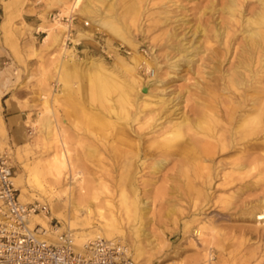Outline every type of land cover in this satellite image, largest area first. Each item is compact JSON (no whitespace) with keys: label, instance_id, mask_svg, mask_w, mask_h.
<instances>
[{"label":"rangeland","instance_id":"1","mask_svg":"<svg viewBox=\"0 0 264 264\" xmlns=\"http://www.w3.org/2000/svg\"><path fill=\"white\" fill-rule=\"evenodd\" d=\"M128 1L131 2V0H101V4L105 11L118 19L119 26L123 27L125 33L133 36L135 42L139 44L138 47L124 42L108 27L102 25L98 19L104 15L101 12L79 13L81 5L86 3L85 0H62V2L0 0V115L5 121V115L2 114V105L5 100L6 102L14 100L19 104L20 109L24 110L23 116H19V121L13 122L15 126L10 127L5 122L9 138L5 139L0 131V144L11 157L15 175L23 172V177L28 176V179L32 181V187L30 186L34 190L32 192L38 190L33 185L36 178L42 181L44 187L49 185L47 162L52 154L48 150V136L46 131H43L40 120L50 114V106L54 108L55 116L58 118L56 123L58 127L60 126L64 138L67 139L70 156L75 161L80 176L84 178L83 182L88 192L100 190L101 187L97 182L100 180L98 174L110 180L108 173L114 170L115 177H119L122 169L118 165H123L128 160L130 151L126 140L128 131L126 120L118 119L108 106V103L112 102L117 110L125 112L128 105L123 103L120 97L124 89H114L109 83V78L100 82L93 80L95 79L91 75L93 73L88 71L83 63L79 65L80 68L78 67L79 76L69 70L74 76V78L72 75L68 76L69 80L61 78L59 73H56L60 59L59 53H55L60 52L61 48L54 45L47 48L42 45L48 33L46 29L57 26L56 30L60 31L62 42H65L68 37H65L67 25L64 22H54L51 18L53 12L58 11L61 16H75L73 23L75 31L68 47H75L79 57L83 59H88L90 56L100 57L108 65L113 66L114 72L120 75L119 79L123 80V83L128 81L130 73L121 71L123 65L119 62L118 55L136 64L144 60L149 62L157 70L156 73L159 72L160 79L164 81L162 86L165 89L164 96L176 97L177 102L183 100L181 98L183 94L194 96L200 101L198 93L200 94L201 90L209 96L221 89L222 37L219 31L222 30V0H139L138 8L136 7L138 10L135 8V12L131 14L127 8ZM7 8L11 11L12 19L8 29H4L1 23L5 20ZM140 9L141 12H139ZM76 12L79 14H75ZM85 20L90 22L88 26L84 25ZM140 29H143V32ZM77 41L80 43L78 44ZM181 42H186L187 49L192 50L191 56L194 54L196 56L188 64L187 60L179 59L176 62L180 63L179 69L178 67L173 69L169 63L177 59L180 54L172 46H180ZM196 45L202 47L199 48L198 53L196 49L193 50ZM234 45L236 46L237 43ZM52 48L55 49L52 50ZM136 50L141 54L138 55ZM57 55L58 58H56ZM61 57L65 58L63 54ZM231 58L224 61L225 67L230 64ZM158 63L162 65L160 71H158ZM140 74L146 76V74ZM198 84L202 88H199ZM7 88L9 92L4 94ZM92 89L94 93L96 90V96ZM51 95L48 105L45 104L46 97ZM191 96L188 105L193 104ZM19 129L23 135L20 138L15 134ZM149 135L150 133L147 134L143 145L153 140L152 134L151 138ZM158 144L161 150L164 145L160 142ZM163 157L157 156L155 159ZM145 161L146 164L143 170L140 169L137 173V178L141 184L140 201L141 203L143 200L146 201L147 206L146 216L143 219L144 225H142L148 231L149 239L145 237L141 243L148 251L158 244L162 249L155 253L152 262H146L147 257L139 262L143 264H208L209 258L210 264H255L259 256V259H262L260 263H263L264 230L257 229L250 213L259 209L260 202L264 199V171L262 173L257 170L250 171L249 175L243 177L232 174L229 177L234 180L232 184H227L228 181L224 180L221 173L220 178L218 176L210 187L204 189L196 183L192 186L188 185L184 179L187 177L186 174L181 175V179L179 177L176 179V160L172 158H168L161 170H154L153 158L145 159ZM229 171L230 169L224 170V172H232ZM142 180L146 182L145 186ZM75 184L78 193L80 184L77 182ZM113 187L111 186L114 193L113 202L117 205L116 209L120 214L119 228L127 232L121 230L122 232L115 234V236L118 235L115 238L123 240L129 246L132 257L137 260L133 249H135L134 243L140 241L133 236H136L135 231L141 221L127 216L126 209L120 201L119 194L122 187L119 185ZM59 189H62L61 186ZM43 198L45 199L41 201L51 206L49 199ZM87 198L90 200V195ZM32 200L35 198L32 197L29 201ZM90 201L93 202V200ZM92 205L95 208V204ZM81 217L79 224L84 231H88L90 225L89 231L102 230L98 225V219L87 224ZM55 220H58L63 230L70 229L67 220L58 218ZM198 227H202V236L195 231ZM69 231L75 233V230ZM128 235H131V239ZM74 237L76 238V235Z\"/></svg>","mask_w":264,"mask_h":264},{"label":"bare ground","instance_id":"2","mask_svg":"<svg viewBox=\"0 0 264 264\" xmlns=\"http://www.w3.org/2000/svg\"><path fill=\"white\" fill-rule=\"evenodd\" d=\"M57 1L62 2V0ZM85 2L86 3L81 5L79 13L85 12L91 14L94 12H101L104 15H102V18L98 17V19L102 25L108 27L124 42L138 47L139 44L135 42L133 36L125 33L123 27L119 26L118 19L104 10L101 0H85ZM138 2L139 0L128 1L127 8L130 14L135 12L134 9L136 7L138 8ZM74 3L73 1V4ZM221 5L222 30L219 31V35L221 34L222 37V87L215 92V94L209 96L205 91L202 93L203 90H201V93H198L201 98L200 101L196 100L194 96L180 94L183 99L180 100L182 104L176 101V97L164 96L165 89L162 88L164 81L160 79L159 72L156 73L157 70H155L149 62L144 60L142 65V62L136 64L118 55L119 62L123 65L121 71L130 73L128 81L123 83V80L120 81L119 79L120 75L118 76V73L114 72L113 66L108 65L103 59H100V57L87 56L88 59L79 57L75 47H68L66 41H61L60 31L56 30L57 26L46 29L48 33L44 37L42 45L47 46V48L50 45L59 46V49L61 48L60 52L57 50L58 48H56L58 52L55 53H59L60 64L59 68H57L58 72L56 73H59L58 75L61 78H68V76L72 75V71L73 74L79 76L80 72L78 67L83 63L88 71L90 70V72L93 73L91 74L92 77L95 78L93 80L100 82L109 78V83H111L114 89H124L120 97L122 102L128 105V107L125 108V112L123 113L122 110H117V108H115L116 105L112 102H109L108 106L113 115L118 119L122 118L126 120L128 125L126 140L130 147V151L128 160L123 165H118L120 169H122V173L119 177H115L113 174V172H115L114 170L108 173L110 180L105 177H100L98 174L100 180L97 182L99 187H101L100 190H89L90 192H88L83 182L84 178L80 176V171L76 169V163L70 156V148L67 139L64 138L60 126L58 127L56 123L57 117L55 116L54 108L50 106V114H48L46 118H42V120L38 119L42 123L43 131H46L48 136V150L52 154L50 160L47 162L48 173L50 175L48 187H44L42 181L36 178L33 181V185L35 189L38 190L37 192H32L34 191L30 188V186L32 187V181L28 179V176L23 177V172H19L15 175L16 185L21 189L20 198L22 200L29 201L33 197L41 201L45 199L43 197H46L50 201L51 206H49L51 215H37L36 220L42 222L45 226H49L52 217L67 220L70 229L73 231L75 230L73 235H76L75 243L77 245H82L88 240L94 239L97 235L113 239L118 236H115V234L123 230L119 228L120 214L118 209H116L117 205L113 202L114 193L111 188V186L115 187L119 185L122 187V189H120L121 193L119 192L121 197L120 201L126 209L127 216L141 221L140 226H137L138 229L135 231L136 236H133L140 241L139 243L135 241V243L132 242L135 247V249H133L135 250V257L138 261L134 260L141 263L139 260L147 257L146 260H144L150 263L153 261L152 257H154L155 253L161 251L162 247L157 242L158 245H155V247L148 251L145 245L141 243L143 238L147 237V239H149L147 236L149 235L148 231H146L143 226V219L146 216L147 206L146 201L143 200L142 203L140 201L139 191L141 189V184L137 178V173L140 172V169L143 170L146 164L145 159H154L152 163L154 170H161L164 168L168 158L176 160V179L177 177L181 179V175L186 174L187 177H184V179H186L188 185L192 186L196 183L204 189L210 187L221 173L224 180L228 181L226 183L232 184L234 180L229 178L232 174L243 177L249 175L250 171L257 170L260 171V173L264 171V0H222ZM169 7L170 6H168V8ZM137 8L136 10H138ZM139 12H141V9ZM139 12L138 14H140ZM79 13L76 12L75 14ZM20 15L22 16V14ZM11 19V11L7 8L6 17L1 23V26L4 29H8ZM54 22L62 23L60 20H54ZM67 27V30L65 29L67 31L65 37H68L69 30ZM185 43L186 42H181L180 46H172L178 51L180 56L169 63L171 64V68L174 69L178 67L180 63L176 62L179 59L187 60V64L194 60L196 54L191 56L192 50H188ZM236 43L237 45L235 46L234 44ZM199 48L202 47L196 45V48H193V50L196 49V52H200ZM54 49L52 48V50ZM137 52L138 55L141 54L139 51ZM62 54L65 58L61 57ZM56 58H58V55ZM132 58L135 59L134 57ZM230 58V64L225 67L223 65L224 61ZM135 62H137L136 59ZM141 66H143L145 73L141 72ZM161 66L162 65L158 63V71H160ZM82 68L83 67H81V69ZM177 69H179V67ZM69 70L72 71L69 72ZM140 73L146 74V76ZM67 80H69V78ZM93 84H95V82ZM198 87L202 88L200 85ZM94 88L96 89V87ZM93 90L94 89H92V92ZM94 94L96 96V90ZM190 96L191 99H193V104L188 105ZM50 98H52V95L51 97H46L45 104L48 105ZM55 98L57 99V97ZM41 114L43 113L41 112ZM37 115L39 116V114ZM1 116L2 115H0V131L6 139V137L9 138V131ZM149 133L150 135L152 134L153 140L149 144L143 145ZM150 135L149 138H151ZM118 139L120 138L118 137ZM158 142L162 143L165 148L163 147L160 150ZM157 156L164 157L155 159ZM227 159H230V161H227ZM228 164L230 166H228ZM227 169H230L229 172H232H224V170ZM192 177L193 179H191ZM220 177L221 176L218 178ZM180 179L178 180L180 181ZM76 182L80 184L78 185V193L75 189ZM142 183L144 186L146 185V182L143 180ZM198 185L196 186L197 188L199 187ZM60 186L62 188L61 190L59 189ZM90 187H92L91 184ZM201 190L203 191V189ZM204 193H206L205 190ZM89 195L90 200H93V202L87 198ZM92 204H95V208ZM81 216H83V218ZM80 217L84 219L87 224L93 223L94 219H98L99 221H96L99 222L98 225H100L102 230L89 231L91 228L90 225L89 229H87L89 232L86 230L84 231V228L80 227L79 224ZM250 217L254 219V225L257 229L264 230V199L260 202L259 209L251 211ZM94 229L96 230L97 228ZM130 230L131 229H129V231ZM205 230L203 229V231ZM123 231H125V229ZM195 231L200 236L202 234V227L195 228ZM263 234L260 233V235ZM208 248H210V246ZM262 251L264 257V244L262 245ZM208 260V264H210V259L208 258L207 261ZM256 260L255 264H259L260 261H262V259H259V256Z\"/></svg>","mask_w":264,"mask_h":264},{"label":"built area","instance_id":"3","mask_svg":"<svg viewBox=\"0 0 264 264\" xmlns=\"http://www.w3.org/2000/svg\"><path fill=\"white\" fill-rule=\"evenodd\" d=\"M51 18L68 25L69 46L75 16L56 11ZM89 24L84 21L85 26ZM141 72L145 73L143 66ZM15 173L10 155L0 144V264H143L134 260L121 239L98 236L77 245L73 232L63 230L55 217L49 226L36 220L37 215H51L50 206L38 199L22 200Z\"/></svg>","mask_w":264,"mask_h":264},{"label":"crops","instance_id":"4","mask_svg":"<svg viewBox=\"0 0 264 264\" xmlns=\"http://www.w3.org/2000/svg\"><path fill=\"white\" fill-rule=\"evenodd\" d=\"M8 92H9V88L5 90L4 94H7ZM2 107H3L2 114L5 115V122L9 124L10 127L15 126L13 122L19 121V116L20 117L23 116L24 110H21L19 104L14 100H9V102H6L5 100V103H3ZM15 134L18 138L23 136L21 134L20 129L16 131Z\"/></svg>","mask_w":264,"mask_h":264}]
</instances>
